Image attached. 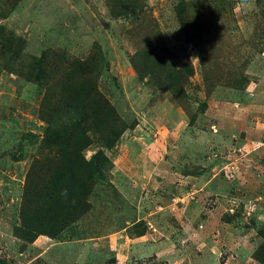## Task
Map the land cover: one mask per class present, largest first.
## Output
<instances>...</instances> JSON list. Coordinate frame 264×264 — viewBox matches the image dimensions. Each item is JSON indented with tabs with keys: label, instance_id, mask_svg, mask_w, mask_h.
<instances>
[{
	"label": "rangeland",
	"instance_id": "1",
	"mask_svg": "<svg viewBox=\"0 0 264 264\" xmlns=\"http://www.w3.org/2000/svg\"><path fill=\"white\" fill-rule=\"evenodd\" d=\"M0 264H264V0H0Z\"/></svg>",
	"mask_w": 264,
	"mask_h": 264
},
{
	"label": "trees",
	"instance_id": "2",
	"mask_svg": "<svg viewBox=\"0 0 264 264\" xmlns=\"http://www.w3.org/2000/svg\"><path fill=\"white\" fill-rule=\"evenodd\" d=\"M9 34H11L12 36H11V40H12V42H18L19 41V39L20 38H16L17 36L14 34V33H12V32H10ZM14 35V36H13ZM69 176H71V175H69ZM68 175H67V172L65 171V172H62L61 174H60V176H59V178H58V180L55 182V189H54V193H56L57 191H61V189L65 186V181H66V179L69 177ZM71 182H69V184H70ZM78 183V180L76 181V184ZM75 184L74 183H72V184H70L69 185V187H75L74 186ZM54 193L50 196V197H46V199H48V201H49V199H51L52 200V202L54 203V201H56V197L54 196ZM50 200V201H51ZM46 209V208H45ZM44 216H46V215H44ZM39 217H41V216H39ZM43 217V216H42ZM58 217H56L55 219H57ZM38 220V221H37ZM37 220H34L33 221V224H31L30 225V223H28V222H24V226L25 227H21V228H18V230L19 231H25V233H26V239H28V240H30V239H34L35 238V233H34V231L36 230V229H38L37 227H41V221H39V219H37ZM36 228V229H35ZM39 229H41V230H39V231H42V228H39ZM41 233H43V232H41Z\"/></svg>",
	"mask_w": 264,
	"mask_h": 264
},
{
	"label": "crops",
	"instance_id": "3",
	"mask_svg": "<svg viewBox=\"0 0 264 264\" xmlns=\"http://www.w3.org/2000/svg\"><path fill=\"white\" fill-rule=\"evenodd\" d=\"M46 251H49L48 249H46L42 254H45L46 253ZM82 251H85V246H83V248H82ZM82 253L81 252H77L76 254H74V256H70L69 258H68V262H73V261H77L79 258V256L81 255ZM73 259V260H72ZM71 262V263H72Z\"/></svg>",
	"mask_w": 264,
	"mask_h": 264
}]
</instances>
